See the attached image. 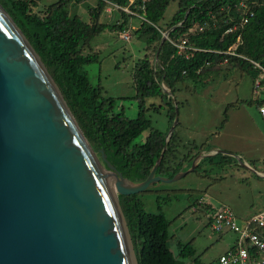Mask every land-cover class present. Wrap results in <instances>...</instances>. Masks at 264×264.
I'll list each match as a JSON object with an SVG mask.
<instances>
[{
  "label": "trees",
  "instance_id": "obj_1",
  "mask_svg": "<svg viewBox=\"0 0 264 264\" xmlns=\"http://www.w3.org/2000/svg\"><path fill=\"white\" fill-rule=\"evenodd\" d=\"M73 1L60 0L47 7L43 14L34 11L38 7L35 0H0V4L54 77L94 151L101 158V150H104L108 161L132 184L142 183L149 177L165 148L157 175L177 159L178 137L175 130L167 141V134L154 130L151 120L145 117L146 99L166 96L162 84L175 94L179 85L186 81L198 82L203 75L225 60L243 71L248 70L254 79L259 70H256L251 61L264 67V0H257L258 4L253 8L254 16L245 26L240 25L241 0H134L132 5L130 0H98L97 6L90 10V22L79 16H71ZM254 1L256 0H250L251 5ZM174 2L178 3V10L168 30L170 37L179 39L188 35L190 43L206 50L195 52L188 59L178 55L168 41L159 49L163 35L158 24ZM109 4L121 8L130 6L138 15H144L148 22H143L136 33L147 40V48L159 44L156 49V55L160 50L157 55L159 68L155 69L148 56H145L137 64L133 74L140 109L136 119L128 118L124 112L116 113L115 100L104 98L102 87L93 86L86 71L87 65L97 61L98 54L86 55L84 47L89 46L92 39L105 30L106 25L100 19ZM143 6L144 11L141 9ZM120 11L125 21L115 25L114 29L123 32L128 15L123 10ZM195 24L206 25L204 31L191 32ZM230 29L233 31L228 33ZM239 37L242 43L237 47L236 53L243 58L227 55L237 44ZM168 104L170 119L174 121L175 108L171 101ZM257 104H264V100ZM148 130L151 132L146 141L134 144ZM193 158L185 156L180 159V163L182 165L188 160L193 161ZM177 173L178 171L174 172L173 176ZM138 195H119L138 264H204L196 256L193 243L179 244L178 253L171 249L170 221L163 212H147ZM201 205H204L205 208L201 210L207 215L213 211V206Z\"/></svg>",
  "mask_w": 264,
  "mask_h": 264
},
{
  "label": "water",
  "instance_id": "obj_2",
  "mask_svg": "<svg viewBox=\"0 0 264 264\" xmlns=\"http://www.w3.org/2000/svg\"><path fill=\"white\" fill-rule=\"evenodd\" d=\"M53 78L0 4V264H138L119 195L166 181V148L132 184L98 157Z\"/></svg>",
  "mask_w": 264,
  "mask_h": 264
},
{
  "label": "rangeland",
  "instance_id": "obj_3",
  "mask_svg": "<svg viewBox=\"0 0 264 264\" xmlns=\"http://www.w3.org/2000/svg\"><path fill=\"white\" fill-rule=\"evenodd\" d=\"M35 1L38 7L34 11L43 14L60 0ZM97 3L74 0L70 14L90 22V10ZM177 10V2L170 4L158 24L161 32H169ZM127 20L125 31H116L114 26L125 20L122 12L109 4L100 19L106 28L84 47V54H98L97 61L86 66L91 84L102 87L104 98L115 100L116 113L124 112L136 119L140 109L133 74L145 56L158 69L160 50L156 55L159 44L147 48V40L136 33L141 18L130 15ZM127 33L129 40L122 36ZM162 46L160 43L159 49ZM162 87L166 96L146 99L145 117L151 120L154 130L169 135L175 120L170 119L168 102H172L175 112L178 109V125L174 128L177 159L156 174L166 181L153 182L138 197L147 212H163L170 221V245L175 253L179 244L193 243L196 256L210 264L233 247L237 235L228 229L216 232L200 204L215 209L229 207L241 225L264 210V117L257 104L264 99V91L256 89L248 70L229 63L213 67L198 82L179 85L175 94L164 84ZM150 132L145 131L134 144H143ZM224 155L226 158H222ZM185 156L194 157L193 161L181 165L180 159Z\"/></svg>",
  "mask_w": 264,
  "mask_h": 264
},
{
  "label": "built area",
  "instance_id": "obj_4",
  "mask_svg": "<svg viewBox=\"0 0 264 264\" xmlns=\"http://www.w3.org/2000/svg\"><path fill=\"white\" fill-rule=\"evenodd\" d=\"M252 3L253 5H251L250 0H241L239 3V10L242 13L241 26H245L249 19L254 16L253 8L258 4V1L256 0ZM132 4H134V0H130V5ZM114 6L119 10H123L128 16L131 15L141 18L142 23L148 22L144 15H138L130 6L127 8ZM141 9L144 11L145 7L143 6ZM205 26L206 25L195 24L191 32H203ZM232 31L233 29H230L228 33ZM162 34L167 37L168 42L176 49L178 55L187 59L192 57L195 52L206 51L190 43L188 35L179 39H174L170 37V31L167 34L162 32ZM122 36L125 40L130 39L128 33ZM241 43V37H239L237 44L227 52V55L243 58V56L236 53V49ZM227 62L228 60H225L223 63ZM251 63L256 70H259V74L255 79L256 89L264 91V67L255 61H251ZM259 111L264 117V104L259 106ZM207 216L210 219L211 226L216 232H222L224 229H228L237 235L233 247L210 264H264V210L258 215L246 219L243 225L239 223V220L229 207H222L219 209L213 208V211Z\"/></svg>",
  "mask_w": 264,
  "mask_h": 264
},
{
  "label": "crops",
  "instance_id": "obj_5",
  "mask_svg": "<svg viewBox=\"0 0 264 264\" xmlns=\"http://www.w3.org/2000/svg\"><path fill=\"white\" fill-rule=\"evenodd\" d=\"M236 241V240H235Z\"/></svg>",
  "mask_w": 264,
  "mask_h": 264
}]
</instances>
